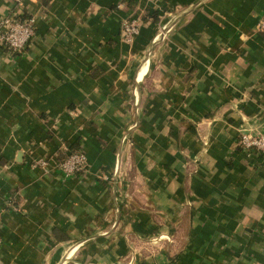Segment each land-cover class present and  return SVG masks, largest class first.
Listing matches in <instances>:
<instances>
[{
  "label": "crops",
  "instance_id": "0c3cea01",
  "mask_svg": "<svg viewBox=\"0 0 264 264\" xmlns=\"http://www.w3.org/2000/svg\"><path fill=\"white\" fill-rule=\"evenodd\" d=\"M0 264H264V0H0ZM139 19L127 43L124 19ZM87 157L65 177L35 163Z\"/></svg>",
  "mask_w": 264,
  "mask_h": 264
},
{
  "label": "built area",
  "instance_id": "2783aa9c",
  "mask_svg": "<svg viewBox=\"0 0 264 264\" xmlns=\"http://www.w3.org/2000/svg\"><path fill=\"white\" fill-rule=\"evenodd\" d=\"M21 5L23 0H16ZM141 22L139 19L126 18L121 25L122 38L131 43L140 33ZM258 31L264 33V13L259 23ZM35 35V17L24 18L18 12H12L0 17V47L6 48L12 54L22 53L28 47ZM238 146L250 155L253 153H264V123L261 131L243 130L238 137ZM44 171L50 166L58 168L65 177L82 174L87 169V157L80 151L69 152L60 160L57 157L39 159L35 163ZM1 200V195H0ZM1 223V211H0ZM1 243V237H0Z\"/></svg>",
  "mask_w": 264,
  "mask_h": 264
}]
</instances>
